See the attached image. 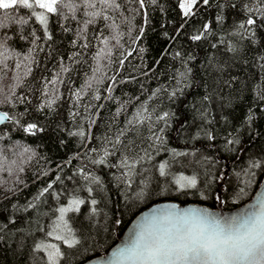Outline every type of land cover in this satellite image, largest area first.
Segmentation results:
<instances>
[{"label": "trees", "instance_id": "trees-1", "mask_svg": "<svg viewBox=\"0 0 264 264\" xmlns=\"http://www.w3.org/2000/svg\"><path fill=\"white\" fill-rule=\"evenodd\" d=\"M117 3L119 9L106 10L110 20L96 18L79 36L88 17L78 12V19L72 20L67 10L68 19L50 17L51 40L34 17L26 25L0 30L12 36L6 42L8 59L0 57V111L20 121V125H0L6 132L0 138L6 169L8 162L16 161L10 165L11 175L0 171V213L14 221L0 220V264H47L46 254L33 249L36 243L52 240L46 233L58 219L57 210L73 197L85 200L79 212L65 214L80 243L68 248L59 241L58 264H81L104 254L129 222L152 204L231 210L248 201L264 179V168L249 167L253 160L264 161V43L239 28L248 15L258 22L264 19L256 11L259 0H210V7L201 3L187 18L178 0H145L142 9L139 0ZM113 22L124 35L119 44L109 39L111 55L99 61L101 71L94 73V57L105 47L97 37L110 38L114 33L106 25ZM205 23L208 32L202 28ZM140 27L144 34L133 42ZM33 31L39 37L35 44ZM202 32L200 41L190 39ZM85 43L89 47L84 48ZM27 68L31 72L25 75ZM53 80L57 82L50 83ZM178 88L182 91L174 101L169 94ZM49 100L54 101L51 108ZM164 111L177 115L169 119L171 127L165 128L164 143L159 144L151 137L165 127L157 120ZM29 123L37 125L32 134L23 131ZM79 131L85 136L70 135ZM230 139L232 144L227 143ZM105 150L109 153L105 164L93 163ZM173 150L185 154L174 155ZM125 158L136 163L128 176L123 175L128 169L119 166ZM160 163L167 165L166 176L159 173ZM180 175L196 177L197 189L178 192L174 180ZM92 177H98L99 183ZM53 181V188L36 199ZM143 186L149 194L138 198ZM165 187L168 192L161 193ZM200 191L207 199H201ZM93 198L96 205L91 204Z\"/></svg>", "mask_w": 264, "mask_h": 264}, {"label": "snow or ice", "instance_id": "snow-or-ice-1", "mask_svg": "<svg viewBox=\"0 0 264 264\" xmlns=\"http://www.w3.org/2000/svg\"><path fill=\"white\" fill-rule=\"evenodd\" d=\"M156 0H152L155 3ZM179 8L184 17H191L195 15V10L202 3L205 6L210 7V0H178ZM98 5L102 6L98 9ZM140 8L145 7V0H139ZM222 7L223 5H218ZM235 8L236 5L232 4ZM109 8L119 9L120 4L117 0H0V30L9 29L12 25H26L29 23V19L33 18L38 21L39 24L44 29V37L51 40L52 37L48 32V25L51 16H63L68 19L65 15L64 10H67L71 14L72 20H77L76 13H81L82 15L88 17L84 21L83 27L77 33L81 35L86 31L88 25L95 22L96 18L100 17L104 21L111 19L106 14V10ZM18 10H27L26 13H21L17 15ZM249 13L252 12L251 8L247 9ZM256 11L264 16V0H259V7ZM26 16L28 18H26ZM218 20H222L223 17H217ZM113 31V35L109 37H97L100 39V43L105 47L101 48L94 59L97 61V67L94 69V73L101 71V66L99 61L104 59L106 56H110L112 49L108 47L109 39L115 40L117 44L120 43V38L124 35L122 32L116 31L118 25L113 22L110 25H106ZM63 27L64 31H68L67 27ZM183 24H181V28ZM204 32L209 31V25L207 23L202 25ZM239 28L245 30L252 37H258L261 43H264V36H260V32L264 31V19L259 22L254 19L252 15H248L246 20L239 23ZM204 32L200 34H195L190 37L192 41H200ZM131 33V28L129 29V34ZM140 35L136 36L135 40H139L144 34V27L139 28ZM31 35L34 37L32 43L35 44L39 37L36 36V32L33 31ZM12 36L8 35L6 31H0V57L4 60L8 59L5 55L7 52L6 42L11 40ZM73 45L76 44V40L72 41ZM84 48L89 47L87 43L83 45ZM212 47H216L215 44ZM32 51V49H29ZM143 51V50H141ZM131 55V52L128 53ZM176 56H181V53L177 52ZM28 57H25L27 60ZM189 59H194V57H189ZM264 59V57H262ZM124 60L119 61L120 66L124 65ZM0 63H3L0 60ZM6 67V65H5ZM21 65L17 64L16 68H20ZM264 67V66H262ZM67 71V69H64ZM191 68L188 72L191 73ZM31 72V68H27L25 75ZM147 73H145L146 75ZM179 76L181 78L185 77L184 72H180ZM112 81H116V76L110 78ZM57 81L53 80L50 83L55 84ZM177 84L180 81L177 80ZM91 87V85H88ZM108 91H112V85L108 86ZM182 91V89H177L171 92L170 98L174 101L178 100L179 97L177 92ZM153 93L152 95H155ZM79 92L76 93L79 99ZM95 99L99 100L100 96L96 95ZM151 98V97H150ZM261 98H264V89H261ZM205 100L210 99V97L205 96ZM54 101L49 100L47 106L52 107ZM43 108L44 105L42 104ZM176 113H170L164 111L161 115L157 116L158 121H164L165 127L159 129V134H153L151 139L158 142L159 144L164 143V132L165 128L171 127L168 123L169 119L176 116ZM251 119V116H248ZM6 122H13L16 125H20V121L13 115H10L6 111H0V125H6ZM132 121H129L131 124ZM180 128L183 127L184 122L180 121ZM37 128L36 124L29 123L23 127L25 133L32 134L33 130ZM11 128H8V132ZM179 131V128L176 129ZM6 135L5 128L0 127V138ZM70 135H78L80 137L85 136L84 131L70 133ZM123 135V133H121ZM208 138L214 139V137L209 134ZM233 140H228V144H232ZM239 141H237L238 143ZM63 143V141H61ZM117 143H119V137H117ZM29 149L25 148L24 152H28ZM94 152L95 149H92ZM174 155H184L185 153L175 152ZM109 153L107 150L104 151V155L98 159L94 160L95 164H105V157ZM147 155V153H145ZM151 159L150 156H148ZM141 160L144 157H140ZM7 157L0 154V171L7 170L9 175L12 174V168L10 165H15L16 161L12 160L8 162L9 166L6 169ZM23 163V161H21ZM120 167L127 168L128 171L123 173L124 176H128L133 169L136 168L135 162H129L127 158L122 160L119 164ZM59 167V166H57ZM165 163L159 164V173L161 176H166ZM250 168H264V161L253 160L251 161ZM20 172L24 169L19 168ZM83 174V169H81ZM47 174V173H45ZM90 177L84 175V179L88 180ZM60 177L57 176L56 180ZM94 182L99 183L98 177L91 178ZM52 183H48L47 187L43 188L36 199L44 196L48 193L50 189L53 188ZM174 183L176 184V190L178 192H184L190 189H197V179L196 177H186L180 175L175 178ZM128 187H131L132 181H127ZM168 188H162L161 193L168 192ZM244 189L240 191L243 192ZM89 193L92 189H88ZM149 194L147 192L146 186L140 187V190L136 193L138 198ZM199 195L201 199H207V195L200 191ZM219 199V198H218ZM223 202V201H221ZM85 204V200L73 197L67 202V206H62L58 208L59 217L58 221L54 225L52 231H48L46 235L48 237H54L55 240L62 242L68 248H72L79 244L80 241L73 235L72 229L68 227V222L65 220V214L69 212H79L80 206ZM91 204L96 205L97 200L91 199ZM32 207L30 203L28 205ZM96 209H92V214L94 215ZM8 220L9 223H14V221L3 217L0 213V220ZM62 232L66 235L61 234ZM0 239H3L0 236ZM44 250L47 253V264H58L62 256L60 247L52 243H36L33 251ZM107 264H264V201L259 205V209L255 211L245 212L238 216H233L230 218H220L215 213L209 212L207 209L203 208H184L179 209L174 204L165 205L163 208L154 210L149 216L144 217V219L137 225V229L134 230L133 235L129 239V243L121 248H118L112 255V258L107 262Z\"/></svg>", "mask_w": 264, "mask_h": 264}, {"label": "water", "instance_id": "water-1", "mask_svg": "<svg viewBox=\"0 0 264 264\" xmlns=\"http://www.w3.org/2000/svg\"><path fill=\"white\" fill-rule=\"evenodd\" d=\"M262 201H264V179L259 184V186L254 191L253 195L248 201L231 210H222V209L214 210L212 208H208L197 204L180 205L176 202H159L152 204L147 208L143 209L142 211H140L129 222L124 232L122 233L120 239L115 244H113L104 254L98 255L96 257H92L81 264H107V262L112 258L113 253L118 248H121L127 243H129V239L133 235L134 230L137 229V225L144 219V217L149 216L154 210L163 208L165 205L174 204L179 209L191 208V207L203 208V209H207L209 212L215 213L220 218H230L233 216L241 215L245 212L258 210L259 205Z\"/></svg>", "mask_w": 264, "mask_h": 264}, {"label": "rangeland", "instance_id": "rangeland-1", "mask_svg": "<svg viewBox=\"0 0 264 264\" xmlns=\"http://www.w3.org/2000/svg\"><path fill=\"white\" fill-rule=\"evenodd\" d=\"M58 217H59V215H58ZM57 221H58V219H57ZM57 221H56V222H57ZM55 224H56V223H55ZM55 224H54V225H55ZM68 227H69V226H68ZM52 229H53V227H52ZM52 229H51V231H52ZM61 234L66 235V233H64V232H62ZM51 239H52L51 241H48V242H45V243L56 244V245L59 247V245H58V242H59V241L55 240L54 237H51ZM42 251H43V252L46 254V256H47L46 251H44V250H42Z\"/></svg>", "mask_w": 264, "mask_h": 264}]
</instances>
